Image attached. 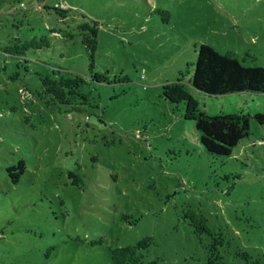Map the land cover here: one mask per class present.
I'll list each match as a JSON object with an SVG mask.
<instances>
[{
  "label": "rangeland",
  "instance_id": "1",
  "mask_svg": "<svg viewBox=\"0 0 264 264\" xmlns=\"http://www.w3.org/2000/svg\"><path fill=\"white\" fill-rule=\"evenodd\" d=\"M85 20L99 24L92 71ZM41 35L49 46L3 49ZM201 42L264 65V0H0V264H112L111 247L144 236L145 260L206 264L211 236L189 209L227 238L224 264H264V125L252 117L231 155H213L162 94L181 81L209 114L264 111V93L191 84ZM52 73L87 78V102L46 104Z\"/></svg>",
  "mask_w": 264,
  "mask_h": 264
},
{
  "label": "trees",
  "instance_id": "2",
  "mask_svg": "<svg viewBox=\"0 0 264 264\" xmlns=\"http://www.w3.org/2000/svg\"><path fill=\"white\" fill-rule=\"evenodd\" d=\"M46 7L54 9L62 16H67L69 11L67 7ZM154 11L161 16L163 22L168 23L170 21L171 13L169 10L156 8ZM78 26L82 35V43L88 52L89 69L92 71L95 65V52L98 48L99 24L96 20H85ZM50 31H55V29L52 28ZM49 45V36L41 35L39 38L25 40L21 44L7 45L3 49L6 52L20 55L27 49ZM246 56H251V54L246 52L243 60ZM40 79L41 85L37 94L48 105L70 104L77 106L79 103H86L88 100V94L84 91V86L88 84V80L81 75L41 74ZM191 84L211 95L246 92L264 93V65H245L234 51H219L213 45L201 42L198 47ZM162 94L171 103L184 104L185 118L195 120L201 143L213 155H231L233 148L250 134V119L252 117L259 124L264 125V111L250 113L238 110L233 112L220 111L215 114L207 113L200 108L198 99L181 81L164 83ZM69 176L75 177L74 182L80 179L71 171ZM187 215L191 216V225L200 239L204 232L211 236L206 264H224V256L219 246L224 245L227 241L225 235L221 231L213 232L202 212L189 209ZM153 240L152 236H144L134 243L111 247L112 264H158L157 259H144L143 250L147 249ZM237 254L246 260L251 258V255L246 251H238Z\"/></svg>",
  "mask_w": 264,
  "mask_h": 264
},
{
  "label": "built area",
  "instance_id": "3",
  "mask_svg": "<svg viewBox=\"0 0 264 264\" xmlns=\"http://www.w3.org/2000/svg\"><path fill=\"white\" fill-rule=\"evenodd\" d=\"M20 5L22 6H25L24 2H21ZM262 142L264 143V139L262 140Z\"/></svg>",
  "mask_w": 264,
  "mask_h": 264
}]
</instances>
